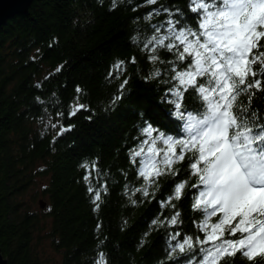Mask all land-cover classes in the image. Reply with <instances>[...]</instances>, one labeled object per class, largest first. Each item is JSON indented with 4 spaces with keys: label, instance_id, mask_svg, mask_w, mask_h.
I'll return each mask as SVG.
<instances>
[{
    "label": "trees",
    "instance_id": "16d2710c",
    "mask_svg": "<svg viewBox=\"0 0 264 264\" xmlns=\"http://www.w3.org/2000/svg\"><path fill=\"white\" fill-rule=\"evenodd\" d=\"M166 2L183 7L187 0H159ZM138 3L144 0H132L131 5L122 0L114 9L112 0H32L25 16L0 28V252L8 264H95L101 251L107 264L165 260L164 229L151 231L143 246L140 242L161 212L158 201L172 185L162 179L155 200L133 205L124 195L121 173L128 171L136 186L142 183L128 158L141 113L155 125L173 126L170 106L160 103L162 90L143 78L152 68L148 54L131 43L138 24L147 26L143 16L159 3L132 11ZM161 56L171 59L163 52ZM117 61L126 62V71L109 78ZM124 79H129L124 98L113 106ZM53 93L62 101L57 108L65 113L61 123L72 126L63 135H57L59 127H45V106L37 102V97L51 100ZM77 102L87 110L69 118V105ZM254 103L264 109L259 94ZM93 161L110 174L109 194L102 196L99 211L93 210L81 166ZM95 175L92 182L103 183ZM33 185L38 187L33 201L39 198V212H30L23 200ZM188 191L180 202L182 227L185 234L202 237L192 224L194 216H201L191 209V185ZM171 212L165 208L163 216ZM46 247L55 258L44 255ZM236 264L247 262L238 259Z\"/></svg>",
    "mask_w": 264,
    "mask_h": 264
},
{
    "label": "snow or ice",
    "instance_id": "6c2138e0",
    "mask_svg": "<svg viewBox=\"0 0 264 264\" xmlns=\"http://www.w3.org/2000/svg\"><path fill=\"white\" fill-rule=\"evenodd\" d=\"M118 2L122 0H112L113 9ZM158 3L144 0L132 11ZM156 17L163 19L152 23ZM143 20L147 26L138 24L131 43L148 54L152 68L143 78L162 90L160 103L170 106L173 126L155 125L141 113L128 158L142 183L136 186L129 172L121 170L124 195L133 205L155 200L162 179L172 185L158 201L161 212L151 220L140 246L151 231L164 229L161 264H236L238 259L264 264V109L254 103L258 94L264 103V0H187L183 7L159 3ZM162 52L171 59L162 58ZM130 62L135 64L136 58ZM125 71L126 62L117 61L109 78H120ZM128 83L124 79L113 106L123 100ZM76 92L82 89L77 86ZM37 102L45 106V127H59L57 135L72 130L61 123L65 113L57 110L62 101L56 93L49 101L37 97ZM69 109L71 118L87 106L77 102ZM97 165H81L94 211L109 194L110 174ZM93 172L103 183L92 182ZM189 185L191 209L201 216H194L192 224L202 237L185 234L182 227L180 202L188 198ZM168 207L171 215L163 216ZM95 264H107L104 252L98 253Z\"/></svg>",
    "mask_w": 264,
    "mask_h": 264
},
{
    "label": "water",
    "instance_id": "95a60500",
    "mask_svg": "<svg viewBox=\"0 0 264 264\" xmlns=\"http://www.w3.org/2000/svg\"><path fill=\"white\" fill-rule=\"evenodd\" d=\"M31 3L32 0H0V28L15 17L25 16ZM0 264H8L1 252Z\"/></svg>",
    "mask_w": 264,
    "mask_h": 264
},
{
    "label": "rangeland",
    "instance_id": "374dc122",
    "mask_svg": "<svg viewBox=\"0 0 264 264\" xmlns=\"http://www.w3.org/2000/svg\"><path fill=\"white\" fill-rule=\"evenodd\" d=\"M38 191V187H35L34 185L29 188L28 192L25 194V196H23V200L25 203H27L30 206L29 211L30 212H39L40 208H39V198L35 199V201H33V196L35 194V192ZM44 255L49 258H55L56 255L54 253H52L48 247L45 248V251L43 250Z\"/></svg>",
    "mask_w": 264,
    "mask_h": 264
}]
</instances>
